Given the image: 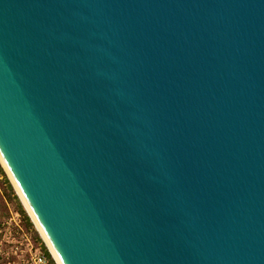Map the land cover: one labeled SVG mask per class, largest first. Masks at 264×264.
<instances>
[{"label":"water","instance_id":"95a60500","mask_svg":"<svg viewBox=\"0 0 264 264\" xmlns=\"http://www.w3.org/2000/svg\"><path fill=\"white\" fill-rule=\"evenodd\" d=\"M0 163L56 264L17 189L61 264H264V0H0Z\"/></svg>","mask_w":264,"mask_h":264},{"label":"rangeland","instance_id":"374dc122","mask_svg":"<svg viewBox=\"0 0 264 264\" xmlns=\"http://www.w3.org/2000/svg\"><path fill=\"white\" fill-rule=\"evenodd\" d=\"M16 223H18L23 228L22 219L19 213L17 212L15 206L13 204H8L1 198L0 187V264H12V258L16 260V256L14 254L15 250L13 249L14 246H16L18 242L26 244V241L24 240L25 237L22 238L18 236V234H16V229H14L16 228ZM24 233L29 238H31V241L34 243L32 236L28 234L25 230ZM34 245L36 247H39L35 243ZM19 257H22V255H20Z\"/></svg>","mask_w":264,"mask_h":264},{"label":"trees","instance_id":"16d2710c","mask_svg":"<svg viewBox=\"0 0 264 264\" xmlns=\"http://www.w3.org/2000/svg\"><path fill=\"white\" fill-rule=\"evenodd\" d=\"M0 187H1V198L8 204H13L15 206L17 212L19 213L22 219V225L24 230L32 236L34 243L37 246L41 247L49 264H56L50 252L48 251L47 247L45 246L42 238L37 232L34 224L32 223L30 217L28 216L26 210L24 209L22 203L20 202L18 196L16 195V192L13 186L11 185L9 179L7 178L1 164H0Z\"/></svg>","mask_w":264,"mask_h":264},{"label":"built area","instance_id":"2783aa9c","mask_svg":"<svg viewBox=\"0 0 264 264\" xmlns=\"http://www.w3.org/2000/svg\"><path fill=\"white\" fill-rule=\"evenodd\" d=\"M16 234L18 236L24 238L25 237V243H20L16 244L14 246V254L16 256V260L12 258V264H49L45 254L41 250L40 247H36L34 243L31 241V238H29L25 233L22 228L18 223H16ZM19 245V246H18ZM22 255V257H19ZM17 257H18V262H17ZM11 264V263H8Z\"/></svg>","mask_w":264,"mask_h":264},{"label":"bare ground","instance_id":"6f19581e","mask_svg":"<svg viewBox=\"0 0 264 264\" xmlns=\"http://www.w3.org/2000/svg\"><path fill=\"white\" fill-rule=\"evenodd\" d=\"M3 162H4V161H3ZM17 192H18L19 196L21 197V199H22V201H23V203H24L26 209L28 210V212L31 214L33 220L35 221V223H36V225H37V227H38L40 233L42 234L44 240L46 241V243H47V245H48V247H49L51 253L53 254V256H54V258H55V260L57 261L58 264H61V262L59 261V259H58L57 256H56L55 252L53 251L51 245L49 244L47 238L45 237L44 233L42 232V230H41L39 224L36 222V220H35V218H34L32 212H31V210L29 209V207H28L27 203L25 202V200H24L22 194L20 193L19 189H17Z\"/></svg>","mask_w":264,"mask_h":264}]
</instances>
